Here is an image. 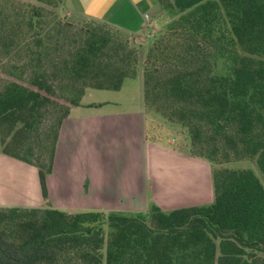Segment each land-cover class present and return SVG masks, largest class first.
Returning <instances> with one entry per match:
<instances>
[{
  "label": "trees",
  "instance_id": "1",
  "mask_svg": "<svg viewBox=\"0 0 264 264\" xmlns=\"http://www.w3.org/2000/svg\"><path fill=\"white\" fill-rule=\"evenodd\" d=\"M156 1L166 23L142 62L145 110L184 127L191 155L253 157L264 176V0ZM32 16L25 56L0 78V151L36 167L45 200L63 119L86 89L135 76L140 51L98 19L51 27ZM213 188L208 206L133 216L0 206V264H264L260 179L218 167Z\"/></svg>",
  "mask_w": 264,
  "mask_h": 264
},
{
  "label": "crops",
  "instance_id": "2",
  "mask_svg": "<svg viewBox=\"0 0 264 264\" xmlns=\"http://www.w3.org/2000/svg\"><path fill=\"white\" fill-rule=\"evenodd\" d=\"M89 1L98 13L88 14ZM64 5L77 16L132 33L142 30L149 17L156 21L159 12L156 0H64ZM94 90L106 89H86L61 123L45 200L36 167L0 151L1 207L138 215L148 210L147 201H159L151 197L147 121L152 116L144 108L141 73L125 78L117 90ZM96 94L103 98L89 99ZM189 180L180 179L177 197L192 190Z\"/></svg>",
  "mask_w": 264,
  "mask_h": 264
},
{
  "label": "rangeland",
  "instance_id": "3",
  "mask_svg": "<svg viewBox=\"0 0 264 264\" xmlns=\"http://www.w3.org/2000/svg\"><path fill=\"white\" fill-rule=\"evenodd\" d=\"M86 10L88 14L99 12L90 1ZM31 16L34 22L39 19L43 25L47 22L51 26L54 21L61 19L76 27L82 24L81 19L84 18L72 13L60 0H0V78H9L8 73L4 71V65H10L13 60H19L25 56V49L21 47L25 43H31L32 36L36 33L35 28L32 30L29 26ZM156 18V21H153L154 19L149 17L142 30L138 32L132 33L125 30L120 32L128 36L130 43L140 51L139 73L142 71V62L148 47L166 23V20L158 13ZM96 93H108V90ZM100 98H103L102 94H96L89 99L100 100ZM151 116L152 120L147 121L148 165L150 182L154 186L151 197H159V201L153 199L147 201L148 207L155 205L164 213H168L173 209L195 204L210 205L214 199L213 171L218 167L250 169L264 186V176L258 170L253 157L216 164L204 157L191 156L186 129L177 124H170L159 114L152 113ZM174 151L179 154H173ZM184 178L193 181L192 190L189 189L187 196L179 198L175 194H177L180 179ZM107 231V227L104 226L105 236Z\"/></svg>",
  "mask_w": 264,
  "mask_h": 264
}]
</instances>
